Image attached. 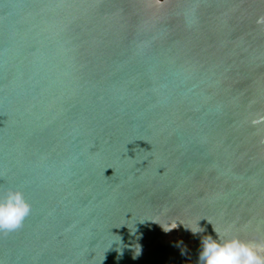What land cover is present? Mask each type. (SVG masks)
Listing matches in <instances>:
<instances>
[{"label":"water","instance_id":"water-1","mask_svg":"<svg viewBox=\"0 0 264 264\" xmlns=\"http://www.w3.org/2000/svg\"><path fill=\"white\" fill-rule=\"evenodd\" d=\"M8 190L30 210L0 264H197L202 235L264 240V0H0Z\"/></svg>","mask_w":264,"mask_h":264},{"label":"clouds","instance_id":"clouds-1","mask_svg":"<svg viewBox=\"0 0 264 264\" xmlns=\"http://www.w3.org/2000/svg\"><path fill=\"white\" fill-rule=\"evenodd\" d=\"M29 210L30 206L19 191L8 190L0 197V231L19 227ZM186 229L193 235L205 232L198 221L194 228ZM116 251L118 256H122L121 248ZM132 251V259H136L140 254L139 246L138 250L132 248ZM197 264H264V240L245 241L235 235H228L227 230L216 238L202 235Z\"/></svg>","mask_w":264,"mask_h":264}]
</instances>
